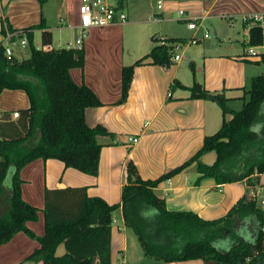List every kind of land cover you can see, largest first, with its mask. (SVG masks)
I'll return each instance as SVG.
<instances>
[{
  "label": "crops",
  "instance_id": "crops-1",
  "mask_svg": "<svg viewBox=\"0 0 264 264\" xmlns=\"http://www.w3.org/2000/svg\"><path fill=\"white\" fill-rule=\"evenodd\" d=\"M78 1L46 0L40 3L39 0H0V30L6 23L13 32H23L43 20V30L51 33V43L45 44L60 49L56 47L61 46V42H65L66 46L72 44L64 36H68L69 32L70 35L77 34V28H68L62 25V21L73 26L78 23ZM157 1L149 0L150 16L156 12L160 20L154 21L149 16V21L156 24L150 26L148 35L143 34L141 39L126 37L124 44V28L135 23L134 19H130L127 8L124 23L114 22L105 27L87 29L82 44L83 66L70 68L69 74L75 83L90 87L101 101V105L85 111L88 125L101 124L105 127L104 131L97 132V140L101 144L98 173H83L53 158L36 159L25 165L20 171L23 180L21 194L26 202L38 208V220L26 223L35 235L44 234L46 188L85 187L89 197H100L108 204H115L121 201L128 160L134 162L141 178L155 179L194 154L204 137L220 128L223 116L217 103L190 97L187 87L193 83L198 82L209 91L223 92L232 110L241 109L232 108V103L241 101L243 106L246 99L244 91L248 90L251 78L258 75L253 63H258L259 59L245 54L249 28L240 15L262 10L264 0H160V10L156 8ZM123 2L120 4L124 10ZM116 4H119L118 0ZM178 10H184L187 16L180 17ZM75 13L76 21L73 19ZM193 18L201 19L205 30L211 26L216 39L210 38L211 33L204 38L201 29L194 31L187 28V22ZM26 32L31 35V42L43 44L42 29H28ZM19 35L26 39V44L14 47V57L18 59L16 53L26 47L28 38L26 33ZM193 36L198 41L188 44L191 46L181 53L179 61L171 60L168 66H164L151 63L147 58L135 66L127 97L118 102L123 66L134 63L154 45L160 44L155 39L186 41ZM3 40L0 33L1 44ZM174 80L182 86L172 87ZM28 106L25 91L0 89V114L7 112L12 120H16L18 117H14L13 112ZM230 117L226 114V119ZM129 137H135L137 141L129 140ZM214 159L213 151L201 157L206 164H211ZM197 176L192 163L158 183L154 193L163 200L167 210L190 211L204 220L224 216L245 194L249 198L252 195L256 198L264 196L260 195L264 187V173L259 175V184L252 187L245 179L217 184L213 178H204L195 184ZM5 196L0 198V213L6 208ZM130 231L135 233V239L130 236ZM38 242L23 231L16 233L0 245V264H42L26 259L39 247ZM110 260L113 264H204L200 258L166 261L146 256L135 230L125 223L120 207L112 213Z\"/></svg>",
  "mask_w": 264,
  "mask_h": 264
},
{
  "label": "trees",
  "instance_id": "trees-1",
  "mask_svg": "<svg viewBox=\"0 0 264 264\" xmlns=\"http://www.w3.org/2000/svg\"><path fill=\"white\" fill-rule=\"evenodd\" d=\"M121 2L118 0L120 6ZM36 28L42 29V43H51L50 31L43 30V20L22 33L31 41L26 31ZM7 32L13 29L4 23L0 30L3 38ZM249 36L251 44L258 43L259 28L251 27ZM179 41L167 39L122 67L119 103L127 97L135 66L147 58L151 63L168 66L174 44ZM258 62H264V55ZM83 63V48L43 50L32 45L30 55L18 59L7 57L0 42V89H21L29 100V106L19 110L16 120L7 112L0 114V198L6 194V208L0 213V245L23 231L40 243L26 256L27 260L42 264H113L112 213L120 207L146 256L166 261L200 258L204 264H264V209L254 198L245 194L224 216L204 220L190 211L167 210L154 193L158 183L192 163L198 172L195 184L204 178H213L217 184L244 179L248 186L259 184V175L264 173V74L251 78L239 110L227 105L223 92L209 91L198 82L187 87L190 97L217 103L223 121L182 164L155 179H143L134 162L128 160L121 201L115 204L89 197L85 187L46 188L44 234L37 236L27 227V221L37 219L38 208L22 198L20 171L25 165L53 158L83 173H98L101 144L97 132L105 127L88 125L85 111L101 105V101L90 87L75 83L69 74L70 68L82 67ZM174 86L182 85L174 80ZM226 114L231 117L226 119ZM210 151L215 159L206 164L201 157ZM59 243L66 252L56 257Z\"/></svg>",
  "mask_w": 264,
  "mask_h": 264
},
{
  "label": "built area",
  "instance_id": "built-area-1",
  "mask_svg": "<svg viewBox=\"0 0 264 264\" xmlns=\"http://www.w3.org/2000/svg\"><path fill=\"white\" fill-rule=\"evenodd\" d=\"M161 1L158 0L156 4L157 10L161 9ZM160 12V11H159ZM178 15L180 17H186V13L184 10H178ZM77 14H78V23L73 26L70 23H66L62 21V25L68 28H77L79 31L75 37V44H68L66 48H75L81 49L83 44V39L86 34L87 29L91 27H105L114 22L124 23L126 21V14L124 10L121 8L119 4H113L109 0H79L78 7H77ZM235 18V17H234ZM150 19L154 21L160 20V15L154 12ZM240 19L246 24V26L250 29L251 27L255 26L259 28L260 32V41L255 44H251L250 36L248 34L247 38L245 39L244 51L246 56L260 59L264 55V8L260 11L250 12L240 15ZM187 28L197 31L199 29L202 30V36L204 38L209 37L210 31L205 30L201 25V19L193 18L186 24ZM22 32H7L3 40V47L5 51V55L7 57L14 56V47L19 45L21 47L25 46L26 39L22 37ZM198 38L193 36L186 41H179L174 44V54L171 58L172 61L176 62L181 59V54L175 53V50L182 48L183 45L196 43ZM161 44H165V40H160ZM37 48L43 50L51 49V45L49 44H42ZM14 117H19V112H13ZM129 140L137 141L135 137H129ZM251 198H254L256 201V195H252ZM260 206L264 209V196L259 197ZM264 231V227H263Z\"/></svg>",
  "mask_w": 264,
  "mask_h": 264
},
{
  "label": "rangeland",
  "instance_id": "rangeland-1",
  "mask_svg": "<svg viewBox=\"0 0 264 264\" xmlns=\"http://www.w3.org/2000/svg\"><path fill=\"white\" fill-rule=\"evenodd\" d=\"M109 1L113 4H116V2H117V0H109ZM75 3H74V5H75ZM77 3H79V1ZM77 3H76V5L78 6ZM123 4L125 6L124 11L126 12V14H127V11H126V8H127V10L129 9V11H130V19H132V20L134 19V21H135L134 25L127 26L123 30L124 31V38L123 39H124V44L126 45V41H127L126 37H128L130 40H132L134 38L141 39L143 34L148 35V32H147L148 28L150 26L151 27L154 26V24H156V23L150 22L149 18H148L151 14V8L149 6V0H124ZM73 19H74V21H76V19H77L76 13L73 14ZM137 20H139V22ZM142 20H143V22H142ZM208 30H210V33H211L210 38L216 39V37L213 35V29L211 26H209ZM78 31L79 30H77L76 33H78ZM69 33H68V36H64V37H68L67 39H69V42L72 44H75V37H76L75 34L70 35ZM160 40L161 39H155V42L160 43ZM31 44L35 47L40 46V44L37 45V42H33V41L31 42L27 39L26 47L24 49L20 50V52L16 53L20 59L27 58L30 55V50L32 47ZM18 46L19 45H16L15 47H18ZM188 46H191V45H188V44L183 45L182 48L175 50V53L181 54L186 48H188ZM65 47H66L65 42H61V46H57L56 48H65ZM191 48H189V49H191ZM253 64H254L253 66L256 68V71H257L256 74L264 73V62H258V63H253ZM186 66H188V62L186 64ZM249 86H250V82H249ZM230 106L232 108L235 107L236 109H239L240 107H242V102L238 101L236 103L230 104ZM260 193H261L260 195H264V187L260 190ZM0 202H1V200H0ZM259 203H260V201L258 198L257 204L260 206ZM37 220H38V217L35 221H37ZM130 236H132L134 239L136 238L135 233L133 231H130ZM39 245H40V243H39Z\"/></svg>",
  "mask_w": 264,
  "mask_h": 264
},
{
  "label": "water",
  "instance_id": "water-1",
  "mask_svg": "<svg viewBox=\"0 0 264 264\" xmlns=\"http://www.w3.org/2000/svg\"><path fill=\"white\" fill-rule=\"evenodd\" d=\"M65 249L63 247V243H59L58 246L55 249V256L60 257L65 253Z\"/></svg>",
  "mask_w": 264,
  "mask_h": 264
}]
</instances>
